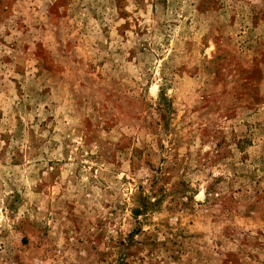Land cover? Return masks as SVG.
I'll return each mask as SVG.
<instances>
[{
    "label": "rangeland",
    "instance_id": "1",
    "mask_svg": "<svg viewBox=\"0 0 264 264\" xmlns=\"http://www.w3.org/2000/svg\"><path fill=\"white\" fill-rule=\"evenodd\" d=\"M0 264H264V0H0Z\"/></svg>",
    "mask_w": 264,
    "mask_h": 264
}]
</instances>
